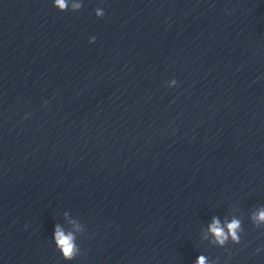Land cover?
<instances>
[{
	"label": "clouds",
	"instance_id": "1",
	"mask_svg": "<svg viewBox=\"0 0 264 264\" xmlns=\"http://www.w3.org/2000/svg\"><path fill=\"white\" fill-rule=\"evenodd\" d=\"M54 7L60 12L70 9L75 13L82 9L83 3L82 0H54ZM104 15L105 12L102 8L95 9V16L98 19H102ZM95 40V36L89 38L90 43H94ZM176 84L177 81L175 79L168 82L169 87H174ZM65 216H67V213H65ZM249 219L255 228L264 229V206H260L252 211ZM71 223L74 230H65L59 224H56L54 228V244L65 261H72L80 254V247L76 242V234L85 232V226L76 221H72ZM243 231L242 220L237 216H233L230 220H226L223 223L218 217L214 216L203 238L208 240L213 246L224 248L229 242L240 244L241 233ZM196 264H209V258L203 254L199 255L196 259ZM215 264H219V258L215 260Z\"/></svg>",
	"mask_w": 264,
	"mask_h": 264
}]
</instances>
